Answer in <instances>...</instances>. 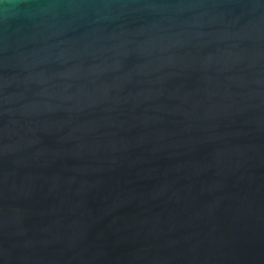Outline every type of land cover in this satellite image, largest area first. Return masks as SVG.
<instances>
[{
  "label": "water",
  "instance_id": "1",
  "mask_svg": "<svg viewBox=\"0 0 264 264\" xmlns=\"http://www.w3.org/2000/svg\"><path fill=\"white\" fill-rule=\"evenodd\" d=\"M0 264H264V0H0Z\"/></svg>",
  "mask_w": 264,
  "mask_h": 264
}]
</instances>
